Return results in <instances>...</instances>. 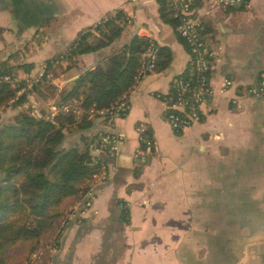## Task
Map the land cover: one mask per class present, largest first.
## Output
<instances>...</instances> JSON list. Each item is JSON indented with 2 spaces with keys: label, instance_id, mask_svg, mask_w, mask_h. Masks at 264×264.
I'll use <instances>...</instances> for the list:
<instances>
[{
  "label": "crops",
  "instance_id": "obj_1",
  "mask_svg": "<svg viewBox=\"0 0 264 264\" xmlns=\"http://www.w3.org/2000/svg\"><path fill=\"white\" fill-rule=\"evenodd\" d=\"M193 1L216 52L215 94L199 122L177 131L157 93L191 71V59L162 18L159 0H0V68H14L22 80L66 51L80 31L120 9L130 18L121 38L81 55L73 69L54 70L60 89L104 65L134 35L173 53L168 68L137 82L125 117L112 127L96 118L86 132L115 129L124 140L115 157L94 151L107 164V182H94L90 208L62 229L49 264H264V0L230 9L219 0ZM26 63L34 65L30 71ZM27 105L36 114L56 106L49 94L33 91L25 106L0 111V124ZM141 124L152 132L153 149H141ZM81 133L68 135L64 146L78 143Z\"/></svg>",
  "mask_w": 264,
  "mask_h": 264
},
{
  "label": "trees",
  "instance_id": "obj_2",
  "mask_svg": "<svg viewBox=\"0 0 264 264\" xmlns=\"http://www.w3.org/2000/svg\"><path fill=\"white\" fill-rule=\"evenodd\" d=\"M159 2L162 18L175 27L190 51L178 31L179 15L168 0ZM129 21L120 9L80 31L66 51L46 61L45 76L32 87H28L26 80L16 79L14 68H0V111L25 106L33 91L42 93L44 98H48V94L52 96L59 109L51 116L49 108H42L40 114H36L34 108L27 105L18 111L13 121L0 124V264H13L8 251L23 242L30 243L27 258L45 246L58 232L64 204L68 199L85 203V194L92 188L94 176L106 169V162L95 156L94 151L101 147L103 138L112 129L87 134L96 118H102L105 126H109L108 115L91 117V110L114 107L118 117L128 114L120 105H130L129 96L141 74L143 53L152 43L158 53L154 72L163 71L171 64L173 53L168 46L134 35L117 52L110 54L104 65L86 70L61 89L56 85L54 70L73 69L81 55L111 46L121 38ZM200 28L207 40L208 28L202 23ZM63 62L65 67L61 65ZM190 65L191 71L180 75L193 76L191 62ZM33 66L22 65L28 71ZM6 75L12 80L1 78ZM22 88L25 91L17 95ZM66 105L69 111L64 110ZM75 132H82L79 142L65 147L67 136ZM152 141L151 130L145 128L140 139L141 149H153ZM103 151L107 153L108 149Z\"/></svg>",
  "mask_w": 264,
  "mask_h": 264
},
{
  "label": "built area",
  "instance_id": "obj_3",
  "mask_svg": "<svg viewBox=\"0 0 264 264\" xmlns=\"http://www.w3.org/2000/svg\"><path fill=\"white\" fill-rule=\"evenodd\" d=\"M250 0H219V6L223 9H230L235 6L248 3ZM171 7L180 17L178 25L179 34L187 41L190 48V59L193 66V76H176L172 81L171 90L166 93H157V97L161 99L167 109L166 118L171 127L177 131H183L200 121L203 107L214 96L215 91L211 83L210 72L212 63L216 56V52L212 50L208 41L204 39L199 21L196 14L193 0H168ZM150 38V37H149ZM151 40H154L150 38ZM158 58L157 48L152 43L148 49L143 53V66L141 74L137 81L142 79L145 75L152 73L156 68V61ZM46 74V64L38 69L34 74H27L25 80L28 87H32L35 83L41 81ZM4 80H12L11 76L6 75L1 77ZM16 79H19L16 77ZM226 85H230L231 81L226 80ZM264 84V81H263ZM22 92H19L21 94ZM120 108L129 111L130 105L122 103ZM55 112L51 113L54 116L58 113L57 106L53 108ZM65 111H69L70 107L65 106ZM100 114L102 116L108 115V125L113 126L118 116L115 108L111 107L105 110H91V115ZM145 125L141 124L138 127L140 139L142 132L145 130ZM123 136L117 130L112 129L111 133L106 135L101 143V147L96 148V151H103L108 149L107 154L110 157H115L119 154L123 143ZM95 180L97 182L105 183L108 179L107 169L96 174ZM86 201L78 211H71L64 219L61 229L54 236L53 240L49 242L46 249L35 253L26 262V264H49L48 259L58 249L61 240V231L66 223L71 220H78L83 217L84 211L91 206L93 200V189L91 188L85 194ZM46 254H48L46 256ZM46 256V257H45ZM44 258L46 261H44Z\"/></svg>",
  "mask_w": 264,
  "mask_h": 264
},
{
  "label": "rangeland",
  "instance_id": "obj_4",
  "mask_svg": "<svg viewBox=\"0 0 264 264\" xmlns=\"http://www.w3.org/2000/svg\"><path fill=\"white\" fill-rule=\"evenodd\" d=\"M96 180H94L95 182ZM84 203L80 200V201H75L73 202V199H68V201L64 204V216L60 222V227L58 229V231L61 229L62 224L64 222V219L67 217V215L69 214V212L71 211H78L79 209H81V207H83ZM90 208L87 207V209ZM69 222L66 223V225ZM65 225V226H66ZM58 232H56L53 236L50 237V239L47 241V243L45 244V246L40 247L39 249H37L36 251H33L29 257L28 256V247L30 246V243L28 242H23L15 247H13L12 249H10L8 251V257L9 260L13 263V264H26V262L31 258V256L35 253H38L44 249H46V246L49 244L50 241L53 240L54 236L57 234ZM48 254H46L47 256ZM45 256V257H46ZM44 261H46V259L44 258Z\"/></svg>",
  "mask_w": 264,
  "mask_h": 264
}]
</instances>
